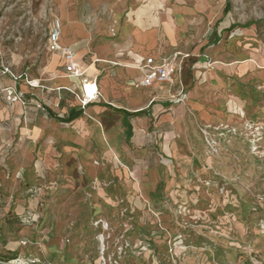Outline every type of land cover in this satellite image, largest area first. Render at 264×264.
Instances as JSON below:
<instances>
[{"label":"rangeland","instance_id":"obj_1","mask_svg":"<svg viewBox=\"0 0 264 264\" xmlns=\"http://www.w3.org/2000/svg\"><path fill=\"white\" fill-rule=\"evenodd\" d=\"M64 1L0 0V71L20 76L45 69L50 29ZM161 15L174 17L179 28L166 24L173 44L179 35L166 58L193 57L216 43L218 53L192 74L202 73L199 82L212 71L229 79L239 106L219 109L220 122L200 123L197 135L190 123L197 111L169 101L174 120L185 114L180 126L157 128L155 118L131 116V137L119 97L111 95L116 110L100 117L104 145L90 165L71 164L66 174L27 173L16 189L2 192L10 202H25L28 216L18 218L15 206L0 216L5 261L264 264V0H165ZM87 19L108 23L110 16L102 10ZM183 80L176 75L171 100ZM104 124L115 127L116 142Z\"/></svg>","mask_w":264,"mask_h":264},{"label":"crops","instance_id":"obj_2","mask_svg":"<svg viewBox=\"0 0 264 264\" xmlns=\"http://www.w3.org/2000/svg\"><path fill=\"white\" fill-rule=\"evenodd\" d=\"M159 1L164 8L165 0ZM149 3L150 0L64 1V14L60 7L58 18L62 31L61 44L70 46L77 54L83 73L81 78L66 72V63L60 53H50L45 69L23 75L35 87H31L25 79L16 81L0 71V216L15 206L18 218L26 220L28 217L23 215L25 202H10L2 196L3 191L16 189L24 181L25 174L55 171L56 168L66 174L70 172L71 164L76 163L79 168L91 164L90 161L99 155L97 146H103L105 140L102 124L105 120L100 117L116 110L107 101L111 95L119 97L116 102L121 107L117 110L124 114L128 136L132 137L135 131L134 123L128 121L131 116L144 114L147 119L155 118L157 128L170 124L177 128L181 125L185 114L174 120L169 105H165L172 102L170 98L174 86L155 83L144 87L141 84L145 60L168 59L167 49L175 48L179 41V35L173 44L165 34L167 23L179 31L174 17L164 21L161 15L163 8L154 4L151 7ZM102 10L110 16L108 23L87 19L88 13L98 15ZM216 48V43H207L195 50L193 57L190 53L176 52L174 56H180L172 60L180 70L176 75L182 74L184 79L182 84L186 99L183 107L189 105L199 114V117L195 115L190 119L192 131H196L197 135L200 123L220 122L221 115L214 113L219 109L239 106L241 102L231 95L229 79L221 78L212 71L199 82L202 73L199 76L192 74L206 63L208 55L218 53ZM196 56L201 57L198 62ZM85 84L87 91L88 85H95L99 95L82 108L79 97L82 98L85 93ZM6 87L24 94L27 104L8 103L1 92ZM73 108L83 109L84 113L72 122H62L49 116L52 112L64 118ZM128 109L134 113H128ZM140 112L143 113L134 115ZM141 125L149 124L145 121ZM107 126L114 135L109 137V141L116 142L115 127L111 124ZM173 151L174 148H170V152Z\"/></svg>","mask_w":264,"mask_h":264},{"label":"built area","instance_id":"obj_3","mask_svg":"<svg viewBox=\"0 0 264 264\" xmlns=\"http://www.w3.org/2000/svg\"><path fill=\"white\" fill-rule=\"evenodd\" d=\"M62 39V31L61 27L58 21H56L49 33V40H48V50L50 53H60L65 60V70L66 72L75 78H81L83 76V73L81 71V67L79 65V59L77 54L73 51V49L70 46H63L61 44ZM180 56V55H179ZM178 54L174 56V60H176L178 57ZM189 55L186 56L188 58ZM172 60L169 59H162L161 61H157L154 58H148L145 60V63L142 67V81L141 84L144 87H150L155 83L160 84H173L175 75L177 72H179ZM3 74H9L13 77L14 80L18 81L21 79H25L28 84L31 87H35L34 83L32 81H29L26 76L20 75L15 76L11 72L8 71V69L3 70ZM1 92L5 94L6 100L9 103H21L23 105L27 104V99L25 98V95L19 92L17 89L12 87H6L1 89ZM84 92L83 97L79 100L81 101V107L85 108L89 103H91L93 100L98 98V89L96 87V91L93 95H89L86 90V85H84ZM186 99V92L183 87L182 82L179 83V95L177 98H174L173 102H184ZM26 245V243H24ZM18 260L13 259L10 261H5L3 258L0 257V264H17ZM26 264H39V261L35 258L29 259Z\"/></svg>","mask_w":264,"mask_h":264},{"label":"trees","instance_id":"obj_4","mask_svg":"<svg viewBox=\"0 0 264 264\" xmlns=\"http://www.w3.org/2000/svg\"><path fill=\"white\" fill-rule=\"evenodd\" d=\"M229 11H230V4H229V2H227L226 7H225V9H224V13L227 14ZM250 26H251V25H247V26H244V28H249ZM219 40H220V39H218V41H219ZM122 112H124L126 116L129 115V114H128L127 112H125V111H122ZM83 113H84V110H83V109L73 108V109H71V111L69 112V115H68L67 117H64V118H61V117L55 115V114L52 113V112H49V116H50L51 118H55V119H57V120H59V121L69 123V122H72V121H74L75 119L81 117V116L83 115ZM141 113H143V112L135 113L134 115L138 116V115H140ZM144 113H145V112H144Z\"/></svg>","mask_w":264,"mask_h":264},{"label":"bare ground","instance_id":"obj_5","mask_svg":"<svg viewBox=\"0 0 264 264\" xmlns=\"http://www.w3.org/2000/svg\"><path fill=\"white\" fill-rule=\"evenodd\" d=\"M153 4L160 8L161 5H162V2H160L159 0H150L149 6L152 7ZM88 90H89V91H87L88 94L89 95H93L95 93V91H96V86L95 85L94 86L88 85Z\"/></svg>","mask_w":264,"mask_h":264}]
</instances>
